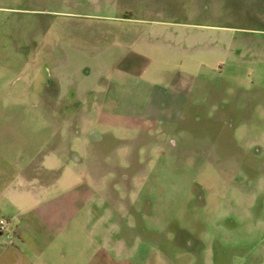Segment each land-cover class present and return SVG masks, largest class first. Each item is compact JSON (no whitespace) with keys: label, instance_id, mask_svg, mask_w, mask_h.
I'll use <instances>...</instances> for the list:
<instances>
[{"label":"rangeland","instance_id":"1","mask_svg":"<svg viewBox=\"0 0 264 264\" xmlns=\"http://www.w3.org/2000/svg\"><path fill=\"white\" fill-rule=\"evenodd\" d=\"M1 220L0 264H264V0H0Z\"/></svg>","mask_w":264,"mask_h":264},{"label":"built area","instance_id":"2","mask_svg":"<svg viewBox=\"0 0 264 264\" xmlns=\"http://www.w3.org/2000/svg\"><path fill=\"white\" fill-rule=\"evenodd\" d=\"M4 224H5V222L1 220L0 221V228H3Z\"/></svg>","mask_w":264,"mask_h":264},{"label":"crops","instance_id":"3","mask_svg":"<svg viewBox=\"0 0 264 264\" xmlns=\"http://www.w3.org/2000/svg\"><path fill=\"white\" fill-rule=\"evenodd\" d=\"M62 219V218H61Z\"/></svg>","mask_w":264,"mask_h":264}]
</instances>
